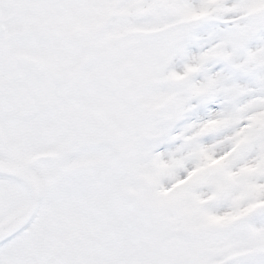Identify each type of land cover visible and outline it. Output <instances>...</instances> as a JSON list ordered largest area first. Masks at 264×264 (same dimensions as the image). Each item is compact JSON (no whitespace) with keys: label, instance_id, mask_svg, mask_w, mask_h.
Wrapping results in <instances>:
<instances>
[{"label":"snow or ice","instance_id":"6c2138e0","mask_svg":"<svg viewBox=\"0 0 264 264\" xmlns=\"http://www.w3.org/2000/svg\"><path fill=\"white\" fill-rule=\"evenodd\" d=\"M0 264H264V0H0Z\"/></svg>","mask_w":264,"mask_h":264}]
</instances>
